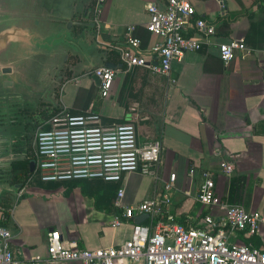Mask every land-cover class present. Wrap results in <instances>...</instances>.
<instances>
[{
    "label": "crops",
    "instance_id": "obj_1",
    "mask_svg": "<svg viewBox=\"0 0 264 264\" xmlns=\"http://www.w3.org/2000/svg\"><path fill=\"white\" fill-rule=\"evenodd\" d=\"M53 1L56 22L92 21L94 0ZM166 1H106L99 29L101 40L111 50L93 57L95 62L103 59L98 65H118L108 96L100 95L92 70L84 72L74 66L71 53L65 58L58 55L39 78L45 90H57V108L43 102L45 95L39 98L50 110L96 114L104 125L131 123L139 141L160 139V179L129 173L119 183L97 184L92 195L83 193L80 184L70 182L23 186L42 189L47 196L16 195L13 208L11 199L7 200L10 213L5 225L12 233L11 247L21 264H81L47 260L46 237L51 230L59 231L62 242L75 240L86 249L123 243L131 235L134 219L110 225L115 211H109L107 205L114 203L117 188L124 189L123 204H134L159 193L171 173L176 179L169 209L184 225L203 224L206 214L224 213L221 208L197 201L201 169L215 173L216 193L222 200L248 211H264V0H190L196 14L214 24L216 33L196 35L202 47L172 63L173 83L148 66L128 69L119 56L125 29L133 25V35L140 39L139 53L146 57L147 64H157L151 49L160 37L146 29L147 6L154 3L163 8ZM220 1L225 4L223 16L219 13ZM233 38L243 39L254 52L240 51L225 64L218 44ZM84 62L83 66L88 65ZM71 73L76 75L72 77ZM222 159L233 162L231 174L222 172ZM191 167L196 169L192 176L188 172ZM84 195L90 196L92 203L83 201ZM227 235L230 240L264 247V225L252 235L243 231ZM115 264H143V260L119 259Z\"/></svg>",
    "mask_w": 264,
    "mask_h": 264
},
{
    "label": "built area",
    "instance_id": "obj_2",
    "mask_svg": "<svg viewBox=\"0 0 264 264\" xmlns=\"http://www.w3.org/2000/svg\"><path fill=\"white\" fill-rule=\"evenodd\" d=\"M106 1L93 2L92 21L98 29ZM147 11L146 29L160 37L151 49L157 56V64H147L146 57L139 53L140 39L133 35V25L125 29L120 60L128 69L151 67L173 83L172 63L186 53L200 49L202 41L196 35H214L215 26L196 14L190 0H167L163 8L152 3L147 6ZM225 12V4L220 1L219 13L223 16ZM218 51L227 64L238 52L250 54L254 49L243 39L233 38L219 43ZM261 57L264 61V47ZM91 73L99 79L100 95L108 96L117 69L98 66ZM59 109L34 130L31 139L36 159L35 175L41 182L101 179L119 183L129 173L148 176L155 181L160 179V139L139 141L134 124L104 125L99 115H69L65 109ZM43 125L49 128L44 129ZM219 166L227 175L234 170L230 159H222ZM195 171L191 167L189 175H194ZM200 176L197 201L221 208L223 214H206L203 224L184 225L176 220L169 209L170 191L176 179L171 173L163 181L159 193L134 204H123L124 189L117 188L116 210L111 214L110 225L115 227L134 219L131 235L123 243L86 249L75 240L62 242L59 231L51 230L46 237L47 260L81 264H115L119 259H142L143 264H264V247L230 240L227 235V232L234 231H243L246 235L257 233L264 225V211H248L222 200L216 193L212 170L201 169ZM9 213L10 209L0 202V264H21L11 247L12 233L4 224Z\"/></svg>",
    "mask_w": 264,
    "mask_h": 264
},
{
    "label": "water",
    "instance_id": "obj_3",
    "mask_svg": "<svg viewBox=\"0 0 264 264\" xmlns=\"http://www.w3.org/2000/svg\"><path fill=\"white\" fill-rule=\"evenodd\" d=\"M53 2L55 1L0 0V102L21 98V95L40 98L43 94V102L56 108L60 106L55 100L57 90H45L38 73L41 66L43 70L49 69L50 63L60 54L65 58L71 53L74 56V66L78 65L84 72L98 66L113 69L118 67L110 62L98 65L102 64L103 59L101 62L94 61L95 54L111 50L101 40L102 30L93 21L68 19L64 25L56 22ZM47 17L52 20L47 21ZM83 62L88 65L83 66ZM75 75L71 73L72 77ZM91 77L99 84L97 76L92 74ZM2 136L3 131L0 130V171L6 165L10 166L11 160L18 159L11 154H2L7 141ZM32 169L33 163L30 162L29 170ZM4 191L15 192L17 196H47V192L42 189L23 187L21 183L10 184L1 181L0 176V195Z\"/></svg>",
    "mask_w": 264,
    "mask_h": 264
},
{
    "label": "flooded vegetation",
    "instance_id": "obj_4",
    "mask_svg": "<svg viewBox=\"0 0 264 264\" xmlns=\"http://www.w3.org/2000/svg\"><path fill=\"white\" fill-rule=\"evenodd\" d=\"M69 67H71V65L68 64L67 69H69ZM0 108H3L0 109V125H4V122H6L9 127L8 129H3L2 138H7V141L5 142L6 145L3 146L4 149H2V154L6 155L8 151L5 150V148L10 147V153L8 154L18 157L17 160H11V162L22 161L25 164L24 170L21 171H18L17 168L14 169L12 165L6 169L2 168L0 171L1 181L9 182L10 184L21 183L22 186L30 184L39 185V181L33 179V176L35 175L36 159L31 146V139L34 131L32 130V127H29V130L31 129L30 131L23 129H27L28 124L30 126L31 122L28 123L29 119L32 122L34 121L32 123L34 125L39 117L46 114L47 111L50 110L49 106L39 101L33 108L24 106V104L11 109L10 106H8V113H6V109L3 104H0ZM22 119L27 121L22 123ZM30 162L33 163L32 171L29 170ZM28 178H31L30 181H28Z\"/></svg>",
    "mask_w": 264,
    "mask_h": 264
},
{
    "label": "rangeland",
    "instance_id": "obj_5",
    "mask_svg": "<svg viewBox=\"0 0 264 264\" xmlns=\"http://www.w3.org/2000/svg\"><path fill=\"white\" fill-rule=\"evenodd\" d=\"M42 67V66H41ZM41 67L38 69V73L40 74V77H42L43 76V73H44V70H43V68L41 69ZM41 69V70H40ZM40 71V72H39ZM37 74V73H36ZM39 102V96H34V97H32V96H25V95H21V98H12V99H8V101H6V102H0V104H3V106H4V108L6 109V113H8V111H9V108H8V106H10V109L11 108H17L18 106H20V105H23L24 104V106H27V107H30V108H33L34 106H36V104ZM0 109H3V108H0ZM8 109V110H7ZM24 121H27V120H24V119H22V123L24 122ZM29 122H31L30 123V126H29V124H28V126H27V129H23V130H28V131H30L29 130V127L31 128H33V122L29 119L28 120V123ZM4 128H6V129H8L9 127H8V125L6 124V122H4V125H0V130L1 131H3V129ZM8 131V130H7ZM9 132V131H8ZM7 134V133H6ZM9 144V143H8ZM6 144H4V146H5ZM8 148V149H7ZM10 147H6L5 148V150H7L8 151V153L10 152V149H9ZM4 149V148H3ZM6 151V152H7ZM8 153H6V155L7 156H9L10 154H8ZM5 156V155H4ZM11 157V156H10ZM12 157H15V156H12ZM9 167V165H6L5 167H4V169H6V168H8ZM33 179L34 180H38L39 182H38V184H41V185H46V184H49V183H51V182H41L38 178H37V176L36 175H34L33 176ZM33 179H32V182H33ZM111 183H113V184H115L114 182H111ZM79 190H80V188L79 187H77ZM16 197V193L15 192H11V191H4V192H2V194L0 195V202H2V200H9V199H11L10 201H11V206H12V208L16 205V203H17V198H15ZM8 198V199H7ZM83 201H85L86 203H88V204H90V203H92V199H91V197L90 196H87V195H84V198H83ZM7 202V201H6Z\"/></svg>",
    "mask_w": 264,
    "mask_h": 264
},
{
    "label": "trees",
    "instance_id": "obj_6",
    "mask_svg": "<svg viewBox=\"0 0 264 264\" xmlns=\"http://www.w3.org/2000/svg\"><path fill=\"white\" fill-rule=\"evenodd\" d=\"M60 109H53V110H48L46 114L42 115L41 117L38 118L37 122L34 124L33 126V131L36 130V128H38L39 126H42V124L44 123V121L46 119H48L49 117H51L52 115L56 114L57 112H59ZM65 112L69 115H74L73 113L67 112V110H65ZM44 129H48L49 126L47 125H43ZM10 165H12V167L15 169L17 168L18 171L24 170L25 168V164L22 161H13V163L11 162ZM63 182H70L71 184H80V188L82 190L83 193L86 194H90L92 195L96 190H97V186L101 183L106 184L109 182H105L101 179H77V180H68V181H63ZM98 184V185H97ZM7 201V200H6ZM5 200H2V204H4L7 208L9 206V204H7ZM107 209L109 211H115V207H114V203L113 202H109L107 205ZM145 221V220H144ZM5 224V223H4Z\"/></svg>",
    "mask_w": 264,
    "mask_h": 264
}]
</instances>
